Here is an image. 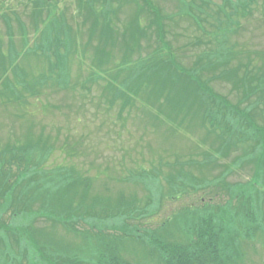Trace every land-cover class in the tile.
<instances>
[{"label":"rangeland","instance_id":"rangeland-1","mask_svg":"<svg viewBox=\"0 0 264 264\" xmlns=\"http://www.w3.org/2000/svg\"><path fill=\"white\" fill-rule=\"evenodd\" d=\"M47 1L51 2V5L44 11L42 16L44 21L40 26L38 25L40 28L35 32L32 13L34 9L29 1L0 0V163L9 160L12 154L19 151L18 148L22 151L21 156H27V159L31 155L44 158L39 143L46 148L45 150L53 148L46 153L47 162L41 164L36 159L31 173L21 178H15L19 174L16 167L13 168L15 172L13 174L0 166V184L9 187L15 182L12 205L18 206V212L21 210L20 215L18 217L16 215L17 218L12 217L16 211L15 207L0 213V224L5 225L0 233L1 264H48L47 262L50 261L59 263L60 255L57 254L66 255L70 252L57 249L55 244L60 243L66 246L72 245L74 248L80 246L87 251L92 249L84 245L88 241L83 236L66 232L56 217L48 219L37 216V210L39 211L41 207L38 198L41 194L46 195L48 182L53 180L51 187L55 188L56 175L57 182L63 180L67 182L66 178L70 176L72 170L78 178L91 181L95 194L108 195L113 201L122 191L128 196L134 193L135 201L143 208L147 201L143 189L136 185H123L125 178L123 173H126L123 170L139 169L142 166L147 174L154 165L161 162L171 165L179 159L188 166L192 161L203 163L209 160L202 168L197 166L192 170L187 169L200 181L208 179L217 182L216 187L217 190L219 189L220 197L209 196L205 191L196 194L192 190H189V195L184 190L174 195L172 188L164 186L166 194L169 193L168 197H165L167 202L158 213V217L145 221V224L147 223L145 226L152 228L162 224L173 211L183 206H193L192 200L196 201L195 207L200 206L198 199L201 196L206 197V203L213 198L214 205L224 204L230 198L228 192H224L226 186L228 189L239 187L237 185L250 189L251 185L246 184L255 174L258 162L261 163L260 168L263 166L262 180L257 179L254 184L257 186L256 194L264 193V149H259V142L256 141L261 137L264 138V103L255 104L259 96L263 95L256 93L258 88L255 86L256 83L243 85V69L236 70L240 65L252 64L254 69L250 81L248 80L249 83L255 76L262 77L264 74V0H256L255 10L249 17L235 18L234 24H239L241 29L225 41L220 31L217 33L219 37L217 40L206 36L190 19L192 18L190 15L195 12L197 15L200 14L197 9H190L189 4L194 2L196 5H202L201 0H151L152 5L159 9L165 18L166 41L173 49L177 62L187 70L195 66L201 67L198 54L203 50L207 51L217 44L234 48L235 53L228 62L227 68L236 70L238 77L232 80L218 77L226 61L224 58L213 61L214 71H211V66L205 72L202 67V71L196 70L216 95L227 97L240 106L238 108L240 112L253 118L260 127L261 134L258 136H255L243 121L239 132L230 133L227 129L210 128L207 123L200 122L199 105H196L197 107L145 105L139 97L134 109L118 101L114 109L109 110L110 99L114 100L130 89L124 85L125 78L129 76L128 71L133 69V75L139 73L141 58H148L149 54L154 52L153 48L157 46L154 29L149 27L151 24L143 14H140L139 21H136L138 10L131 0L128 2L109 0V4L104 0L88 3L81 6L85 11L78 6V0ZM208 1L212 4L211 10L207 12L214 15L219 8L225 16V9L222 7L224 0ZM228 11L231 12V9L229 8ZM82 14H87L84 19ZM223 16L221 19L225 21ZM201 17L204 18L203 15ZM104 21L113 30L111 32L113 42L99 41L105 37L103 33L106 29L104 30V26L100 28L92 26L94 22L102 24ZM136 22L144 29H149L148 37L138 41L144 49L135 47L133 52L131 44H128V48L132 51L127 53L123 43L132 42V30L137 28ZM208 22L202 24L204 29L208 32L214 31L212 23L218 24V22L212 19ZM47 27L49 30L45 31ZM237 27L234 25L232 29ZM89 28L93 39L90 45L87 44L90 42ZM69 31L70 36L76 38L78 45L74 44L70 48L73 53L77 48L79 51L74 58H70L68 71L65 73L69 85H62L60 82L61 77H64L62 74L64 64H60V60L52 56L47 62L43 54L46 50L43 48L44 38L58 34L68 39ZM12 37L15 44L9 50ZM196 38L203 39L204 41H201L204 43L210 41L209 46L189 45L194 43ZM158 40L159 37L157 42ZM84 44H87L86 53L83 52ZM98 44L103 46L105 61L104 67L100 69L93 62L94 50ZM52 62L57 63L55 72L50 70ZM206 62L207 58L202 59L201 63ZM217 66L222 67L215 68ZM45 75L49 78L50 84H40L41 87L37 86L34 91L30 89L34 88V85ZM99 79L100 81L97 82ZM251 93H253L251 97L246 100V96ZM121 105L125 108L124 120L117 119ZM203 107L205 108V105ZM221 109L224 116L230 117V110L224 106H221ZM149 110L153 114L156 113L159 119L154 120ZM108 111L112 112L109 117L106 115ZM251 118L250 123H252ZM248 156L250 158L247 162L245 159ZM119 163L124 165L123 170L118 166ZM21 169H24V164L20 165L19 171ZM150 177L149 175L139 178L148 185L152 190L150 194H153L157 200L162 196L163 191L152 188L154 180ZM169 196L173 200L169 199ZM70 198L76 199L74 195ZM222 199H225V202L221 203ZM90 201L91 199L87 200L86 204ZM24 206L32 207L35 216L31 217ZM261 206L260 204L257 209L259 222L261 217L264 221V208ZM77 207L75 204L73 211ZM8 224L11 225V232L7 230ZM88 228L82 225L80 230L87 232ZM110 234L119 235L113 231H110ZM31 236L35 239V243ZM257 248L258 252L256 254L249 252L248 258L241 264H264V249L260 243H257ZM143 252H147L144 246L128 243L124 254L129 260L133 258L137 264H152L143 257ZM72 255L74 256L71 257L72 259L77 258V254L72 253ZM89 259L90 256L85 260L81 255L78 261L88 264Z\"/></svg>","mask_w":264,"mask_h":264},{"label":"trees","instance_id":"trees-1","mask_svg":"<svg viewBox=\"0 0 264 264\" xmlns=\"http://www.w3.org/2000/svg\"><path fill=\"white\" fill-rule=\"evenodd\" d=\"M27 1H29L34 9L32 12L35 21L34 30L37 32L42 21H44L42 18L44 11L47 6L51 5V2L47 0ZM97 1L101 0H78V6L81 8V6H85L88 3H97ZM108 1L109 0H104V2ZM125 1L126 0H124V2ZM128 1L129 0H127V2ZM201 1L202 5H196L192 2L189 4V8L197 9L196 11L201 16L203 15L204 18L197 15L195 12L193 15H190V17H192L190 19H192L195 25L203 31V34L205 33L206 36H210L214 40L219 38L217 33L220 31L224 38L223 41L230 35L236 34L241 29L239 24H234L235 18L249 17L253 14L255 10L254 5L257 3L256 0H224L222 7L225 9V16H223L222 10L219 8L214 15L207 12L211 10L212 2L208 0ZM109 3L110 2H108V4ZM131 3H134L138 10L136 21H139L138 16L143 14L151 24L149 27L154 29V35L157 37V46L153 48L154 52L149 54L150 56L148 58H141L139 73L133 75V69L127 70L129 76H127L128 78L126 77L127 79L125 78L126 84L124 85L128 86L130 89H128L127 92L121 93L119 97L114 100L111 98L109 110L114 109L118 101H121L122 105H127V107L130 106L131 109H134V106L137 104L136 101H139V97L145 105H176L179 107L183 105H199L198 112L201 113L200 122L203 124L207 123L210 128H223L224 130L227 129L230 133L239 132L241 128L240 125L243 121L248 126L249 130L251 132L253 131L255 136L260 135V127L257 126L253 118L240 112L238 109L240 106L234 104L227 97L216 95L196 69L201 70L202 67L203 72H205L208 70V67L211 66V71H214L213 61L224 58L226 60L223 65L224 67H215H222L221 75L218 77L225 80H232L238 77L237 71H240L239 69L242 68L244 74L242 77L243 85L244 83H246V85H253V83H256L255 86L258 87L256 93L263 95L262 97L259 96V100L255 101L256 105H263L264 103V74L262 77L261 75L255 76L254 80L249 83L248 80L250 81L254 69L252 64L240 65L238 69H236L237 71L227 68L228 62L235 53V50L230 46L223 47L220 44H217L213 48H209L207 51L203 50L198 54L201 67L198 68L195 66L187 70L177 62L173 49L166 41L164 29L165 18L162 16L161 11L152 5L151 0H131ZM152 6L154 9H152ZM229 8L231 12L228 11ZM82 10L85 11L84 9ZM86 15L87 14H82V18L84 19ZM222 16L225 17V21L221 19ZM210 19L218 22V24L212 23V26H214V31L212 32L206 31L202 25ZM86 21L87 20H84V22ZM92 24L93 27L96 26L100 28L104 26V30L106 29L105 33H103L105 37L99 39V41L101 40L105 43L114 41L113 34L111 33L113 30L106 21L102 24L98 22ZM234 25L238 27L232 29ZM136 26L137 28H133L132 30V42L123 43V47L127 53H130L132 50L134 52L133 48L135 47L141 50L144 49L142 45H139L138 41L148 37L147 31L149 29H144L138 22H136ZM48 30L47 27L45 31ZM88 37L90 42L87 44L90 45L93 40L91 28H89ZM158 37L159 40L157 42ZM67 38L68 39H65L58 34L57 36L49 35L44 38L45 46L43 47L46 49L43 54L47 62L50 56H52L60 60V64H64L62 66V74L64 77H61L62 79L60 78V84L62 85H69L65 73L68 71L67 67H69L70 64V58H74L79 51L77 48L73 53L70 48L74 44L78 46L76 38L70 36V31ZM201 40L203 39L196 38L194 43H190L189 45L195 47L202 45L209 46L210 41H205L204 43ZM12 42H14L13 37ZM87 44H84L85 47L83 48V52L85 53ZM128 44H131L132 50L128 48ZM102 47L101 44H98L94 50L93 62L99 69L103 68V64L105 63ZM64 48L66 50L62 51ZM205 58H207V62L202 64V59ZM56 68L57 63L52 62L50 64L51 72H55ZM99 81L100 79L97 82ZM97 82H95V84ZM43 83H45V85L50 84L49 78L46 75L41 77L40 81L34 85V88L32 87L30 89L34 91L37 86ZM53 86L54 84L52 83V87ZM252 94L253 93L248 94L246 100H248ZM122 105L117 114L118 120H124L123 113L125 108ZM204 105L205 108L203 107ZM221 106L230 110V117L222 114ZM111 113V111H108L106 115L109 117ZM149 114L154 120L159 119L156 113H151V110H149ZM250 118L252 119V123L249 122ZM240 134L242 135V132H240ZM256 141L259 142V149H264V138L261 137V139H256ZM39 149L42 151L44 158H36L31 155L28 157V160L27 156H21L20 152L22 151L18 148L19 151L12 154L9 160L0 163V166L4 167L8 173L13 174L15 173L13 168L16 167V171L19 172V177L15 176V178H21L31 173L32 169L35 167L36 159L41 164L47 162L46 153L53 150V148L45 150L46 148L40 143ZM249 158L248 156L245 160L248 162ZM208 161L209 160H206L203 163L192 161L188 163V166L179 159L171 165L161 162L154 165L147 174L142 166L139 167V169L133 168L131 170H123L124 165L119 163L118 166H121L122 170L126 171V173H123L125 177L123 185H136L143 189L145 197L147 198L143 208H141V204L135 201L136 196L134 193L128 196L123 191H119L121 193L112 201V199L108 198V195L95 194L91 181L89 179L85 180L80 177L78 178L73 170L70 172V176L66 178L67 182L65 180L57 182L58 176L56 175V179H54L55 188L51 187V182L53 180H50L47 185L46 195L41 194L38 198L41 201V207L39 211L37 210V216H44L48 219L56 217V220L62 223L66 232L77 236H83V238L88 241V243L84 245L89 248L92 247V249L87 251L85 248L81 249L80 246L74 248L72 245L66 246L63 243L58 245L55 244L57 249L69 250L70 252L66 255L64 253L57 254L60 255L59 261L61 262L59 263L56 261L47 263L87 264L79 263L78 259H80L82 255L85 260L90 256V263L88 264H137L133 258L129 260L126 254H124L128 243H137L144 246L147 252L142 253L143 257L152 264L243 263L246 258H248L249 252L255 254L258 252L257 243H260L262 249H264V221L261 217V221L259 222V214H257V209L260 207V204L262 205L261 207L264 208V193L261 192L263 195L260 193L256 194L257 186L254 184L257 179L262 180L261 174L263 166L260 168V162L256 164V172L248 181V184H246L251 185L250 189L247 190L240 185H237L239 187L233 189H228L227 186L225 187L226 190L224 189V192L227 191L230 198L227 202H225V199H222L221 203L225 202L224 204L214 205L213 198L209 199V203H206V197L201 196L198 199L201 204L200 206L195 207L196 201L192 200L193 206H183L181 209L173 211L158 227L152 228L145 226L147 225V223L145 224L146 220H151L159 216L158 213H160L162 207H164L167 202L165 197H168L167 195L169 193L166 194L164 186L172 188L174 195L181 193L183 190L189 195V190H192L196 194L205 191L209 193V196L217 195V198L220 197L218 193L219 189L217 190L216 187L218 184L217 182L208 179L200 181L198 177L187 169L189 168L192 170L197 166L202 168V166L208 164ZM22 164H24V169L19 171L20 165L22 166ZM61 168L63 169V166ZM148 174L151 176L150 178L154 180L152 188H159L163 191L162 196L157 200L153 197V194H150L152 190L149 189L148 185H145L143 179L139 178L145 176L149 177ZM14 185L15 182L9 187H4L0 184V213L7 212L15 207L16 211L12 214V217L17 218L21 210L18 212V206L12 205ZM205 185H207V187H205ZM71 195H74L76 199L70 198ZM90 195L92 198H90ZM173 197L175 198L176 196ZM89 199H91V201L86 204V201ZM169 199L173 200L171 196H169ZM234 203L237 204L233 205ZM75 204H77L78 207L73 211V206ZM24 207L30 213L31 217L35 216L34 210H31L32 207ZM57 215L61 216V218ZM129 221H132V223ZM8 225L7 230L11 232V225ZM82 225L89 227L87 232L80 230ZM4 226L5 225L0 224V233H2V227ZM110 231L119 233V235H112ZM31 238L33 243H35L33 236H31ZM72 253L77 254V258L72 259L71 257H74ZM123 255L128 259L124 258ZM41 258L43 259V257Z\"/></svg>","mask_w":264,"mask_h":264}]
</instances>
